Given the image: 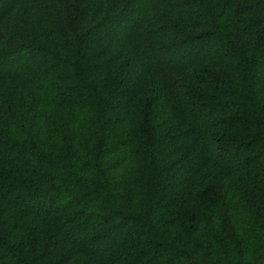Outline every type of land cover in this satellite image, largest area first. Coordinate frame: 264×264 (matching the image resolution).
Returning <instances> with one entry per match:
<instances>
[{
	"label": "trees",
	"instance_id": "trees-1",
	"mask_svg": "<svg viewBox=\"0 0 264 264\" xmlns=\"http://www.w3.org/2000/svg\"><path fill=\"white\" fill-rule=\"evenodd\" d=\"M86 1L0 46V264H264V0Z\"/></svg>",
	"mask_w": 264,
	"mask_h": 264
},
{
	"label": "rangeland",
	"instance_id": "rangeland-1",
	"mask_svg": "<svg viewBox=\"0 0 264 264\" xmlns=\"http://www.w3.org/2000/svg\"><path fill=\"white\" fill-rule=\"evenodd\" d=\"M76 2L83 6L85 2L90 3L86 0H76ZM91 3L93 6L94 3ZM147 7L155 10L153 4L150 6L147 3ZM65 8V0H22L20 6H17L0 22V46L7 37L14 36L17 30L23 31L29 38L39 36L38 30L43 27L44 19L53 21L60 18ZM32 17L34 18L30 19Z\"/></svg>",
	"mask_w": 264,
	"mask_h": 264
}]
</instances>
